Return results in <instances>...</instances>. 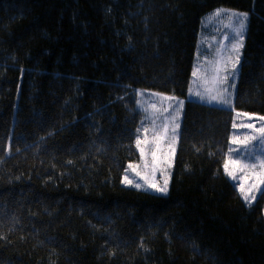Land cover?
<instances>
[{"label": "trees", "instance_id": "obj_1", "mask_svg": "<svg viewBox=\"0 0 264 264\" xmlns=\"http://www.w3.org/2000/svg\"><path fill=\"white\" fill-rule=\"evenodd\" d=\"M109 4L34 1L23 66L70 77L53 167L8 157L23 68L0 62V264H264V191L225 171L236 112L264 116V0L155 1L137 86L186 99L168 194L123 183L145 113L101 79ZM218 7L250 14L233 109L188 100Z\"/></svg>", "mask_w": 264, "mask_h": 264}, {"label": "rangeland", "instance_id": "obj_2", "mask_svg": "<svg viewBox=\"0 0 264 264\" xmlns=\"http://www.w3.org/2000/svg\"><path fill=\"white\" fill-rule=\"evenodd\" d=\"M34 1L0 0V62L23 68L8 157L53 167L70 77L23 66ZM155 1L110 0L100 45L101 79L133 88L140 95L139 106L145 113L138 136L141 158L128 164L124 185L168 194L186 99L143 91L137 86ZM3 8H10L11 16L3 14ZM217 10H222L220 17L214 15ZM231 13L247 16L245 29L241 33L242 47L239 46L240 37L234 33L238 24ZM249 17V12L226 7H218L205 16L194 68L196 76L192 77L188 100L233 109ZM4 31L11 35V41L3 39ZM196 92L217 96V100H201L195 95ZM222 99L228 103H223ZM177 101L184 102L179 109H176ZM261 117L264 116L242 112L236 114L225 164L226 173L248 205L254 203L264 191V136L259 131L264 128V120ZM165 181L167 192H161L158 189L164 187ZM137 184L140 187H136Z\"/></svg>", "mask_w": 264, "mask_h": 264}, {"label": "snow or ice", "instance_id": "obj_3", "mask_svg": "<svg viewBox=\"0 0 264 264\" xmlns=\"http://www.w3.org/2000/svg\"><path fill=\"white\" fill-rule=\"evenodd\" d=\"M223 14H224V15H229L228 13H223ZM214 15H215L216 17H220V16L222 15V10H217V11L214 13ZM230 15H232V16H234V17L236 18V23L238 24V27L234 29V33H235V36H239V37H240V43H239V46L242 47V40H243V37H242L241 33H242V32L244 31V29H245V21H246V19H247V16H246V14H237V13H231ZM233 38H234V37H233ZM233 47H237V45H233ZM193 76H194V77L196 76V71L193 72ZM195 95L198 96V97H200L201 100H207L208 102H211V101H215V100H217V96H214V95H207V96H206L205 94H202L201 92H196ZM165 99H171V98H165ZM222 102L225 103V104L228 103L227 100H223V99H222ZM183 103H184L183 101H177V102H176V109L181 108V107L183 106ZM170 107H171V105H170ZM164 111L167 112L168 110H167V109H164ZM169 115H172V114L169 113ZM165 119H166V121H167V118H165ZM260 119H261V120H264V117H261ZM178 126H179V125H177V127H178ZM165 127H166V123H165ZM233 127H235V125H233ZM259 131H260V133H261V136H264V128L260 129ZM173 134H175V132H174ZM255 138H256V137H253V139H255ZM136 143H137V146H139V145H140V140L137 139ZM262 163H264V162H262ZM129 167L131 168L132 165H129ZM126 182H127V183H131V181H127V180H126ZM136 187H140V185L137 184ZM158 190L161 191V192H167V181H165V185H164V187H163V188H160V189H158ZM245 199L247 200L248 197H245Z\"/></svg>", "mask_w": 264, "mask_h": 264}, {"label": "crops", "instance_id": "obj_4", "mask_svg": "<svg viewBox=\"0 0 264 264\" xmlns=\"http://www.w3.org/2000/svg\"><path fill=\"white\" fill-rule=\"evenodd\" d=\"M7 64H8V63H7ZM14 65H15V64H14ZM18 66H20V65H18ZM143 91H144V90H143ZM212 105H216V104H213V103H212ZM230 109H232V108H230ZM238 113H240V112H236V114H238Z\"/></svg>", "mask_w": 264, "mask_h": 264}]
</instances>
